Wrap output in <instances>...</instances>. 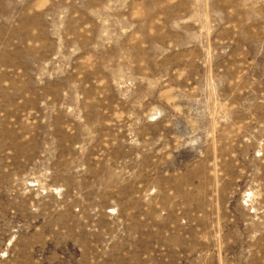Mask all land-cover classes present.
<instances>
[{
  "label": "rangeland",
  "instance_id": "rangeland-1",
  "mask_svg": "<svg viewBox=\"0 0 264 264\" xmlns=\"http://www.w3.org/2000/svg\"><path fill=\"white\" fill-rule=\"evenodd\" d=\"M0 264H264V0H0Z\"/></svg>",
  "mask_w": 264,
  "mask_h": 264
}]
</instances>
